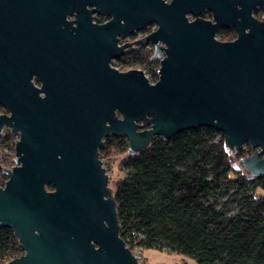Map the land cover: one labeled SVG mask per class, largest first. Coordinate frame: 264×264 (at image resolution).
I'll return each mask as SVG.
<instances>
[{"label": "water", "instance_id": "water-1", "mask_svg": "<svg viewBox=\"0 0 264 264\" xmlns=\"http://www.w3.org/2000/svg\"><path fill=\"white\" fill-rule=\"evenodd\" d=\"M204 1H99L114 15L109 24L121 37L157 23L136 41L150 42L159 59L157 80L150 82L141 69L108 65L125 47L112 46L113 36L93 48L81 34L57 31L53 63L35 67L36 24L49 15L64 22L84 3L0 0V16L21 24L26 57L23 83L8 100L7 123L17 136L14 165L3 169L8 179L0 186V225L12 231L23 253L3 264H139L119 234L99 156L108 136H124L134 155L154 137L210 127L234 153L246 143L257 149L238 164L248 175L264 177V20L251 16L256 4L264 11V0H244L239 37L232 42L215 39L217 22L186 18ZM33 74L40 88L31 82Z\"/></svg>", "mask_w": 264, "mask_h": 264}, {"label": "trees", "instance_id": "trees-1", "mask_svg": "<svg viewBox=\"0 0 264 264\" xmlns=\"http://www.w3.org/2000/svg\"><path fill=\"white\" fill-rule=\"evenodd\" d=\"M121 66L141 68L150 82L157 80L153 52L128 51ZM7 142L12 154L14 138ZM246 148L234 153L210 127L154 137L134 155L124 136L104 138L100 158H122L123 176L112 194L128 248L174 252L196 264H264V177L234 164L254 153L248 143ZM3 180L0 169V186ZM22 253L12 231L0 225V264Z\"/></svg>", "mask_w": 264, "mask_h": 264}, {"label": "flooded vegetation", "instance_id": "flooded-vegetation-1", "mask_svg": "<svg viewBox=\"0 0 264 264\" xmlns=\"http://www.w3.org/2000/svg\"><path fill=\"white\" fill-rule=\"evenodd\" d=\"M79 1L84 3L83 8L80 9L81 13L78 12L79 7H76L63 17L64 22L57 23L56 20L59 18L56 15H49L44 17L48 22L36 24L35 34H38L37 47L35 46L31 57L33 58L34 66L39 68L42 65L44 66V64L49 63L51 65L53 63L50 44L56 32L61 31L69 33L73 37L80 34L85 36L87 38L86 41L93 48L102 46L107 40L106 36L108 38L109 36H113L117 41L112 43V46L117 45L119 47L125 45V47L122 54H113L109 58L108 65L120 71L141 69L132 67L128 69L122 68V57L128 51L146 50L148 46H152L153 52V45L150 42L138 46L136 41L154 32L158 27L157 23L155 21H148L144 26L134 28L133 31L121 37L119 33L114 32L115 23L113 22L112 26L109 24L114 19V15L101 6L99 1L102 0ZM162 1L165 4H169L173 0ZM204 2H207L206 5L209 6L204 5L197 14H193L192 12L186 13V18L189 21L199 18L211 23L217 22L215 39L221 42L235 41L239 37L238 28L240 27V23L243 22L244 0H205ZM251 16L258 22L264 20V11L259 4H256L252 8ZM119 22L123 23V20L120 21L119 19ZM243 32L248 33L249 28H244ZM22 34L23 31L19 21L16 22L13 18L5 19L0 16V169L2 171L6 168L7 164L4 163L3 159L11 154L7 139L11 135L14 138V144L17 139V136L12 132V127L7 123V118L12 112L11 103L8 100H12V97L16 95L14 93L18 90L24 79L23 67L26 57L24 41L21 38ZM41 34H43L44 39L41 38ZM132 35L138 36L134 40L128 41L127 38ZM141 70L144 71L143 69ZM31 82L35 87L40 88L41 82L37 75H32ZM11 155H13L14 162V145ZM7 179L8 176L4 173L2 186L6 183ZM46 189L49 190L51 188L46 187Z\"/></svg>", "mask_w": 264, "mask_h": 264}, {"label": "rangeland", "instance_id": "rangeland-1", "mask_svg": "<svg viewBox=\"0 0 264 264\" xmlns=\"http://www.w3.org/2000/svg\"><path fill=\"white\" fill-rule=\"evenodd\" d=\"M138 35H132L131 37H128L127 40L128 41L134 40V38H136ZM146 50L151 53L152 46H148ZM241 149L243 151H246L247 149L246 144H243ZM255 151H257V149H254V152ZM100 159L102 160V165L105 168L106 174L109 177V187L111 188L112 191H114L116 182L123 176L122 169L120 168V160L122 159L121 155H117L115 156V158L110 157L108 159L106 157H102ZM234 161H235L234 162L235 166L238 167V159ZM13 165L14 162L13 159H11L6 164V168H11ZM141 256L143 258V261L146 262L147 264H196L192 259L186 256L169 251L145 249L141 252Z\"/></svg>", "mask_w": 264, "mask_h": 264}, {"label": "built area", "instance_id": "built-area-1", "mask_svg": "<svg viewBox=\"0 0 264 264\" xmlns=\"http://www.w3.org/2000/svg\"><path fill=\"white\" fill-rule=\"evenodd\" d=\"M132 253L139 264H147L146 262L143 261V258L141 256V251H134Z\"/></svg>", "mask_w": 264, "mask_h": 264}]
</instances>
